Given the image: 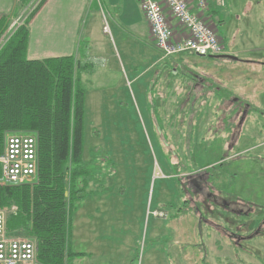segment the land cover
<instances>
[{
  "label": "rangeland",
  "instance_id": "obj_1",
  "mask_svg": "<svg viewBox=\"0 0 264 264\" xmlns=\"http://www.w3.org/2000/svg\"><path fill=\"white\" fill-rule=\"evenodd\" d=\"M220 14L224 44L235 36L247 48L239 58L257 63L193 56L197 72L231 92L202 100H223L216 109L222 114L204 104L193 118L160 97L164 84L151 70L156 47L130 43L126 59L108 22L105 35L101 30L116 66L95 60V70L78 86L84 91L82 159L93 150L105 161L102 174L95 172L100 184L69 210L70 250L84 253L85 264H264V41L245 39L252 31L264 38V0H224ZM202 173L222 205L187 197L185 181ZM240 209V215L231 211ZM1 211L5 218L11 214ZM17 231L8 234L28 239ZM234 234L241 236L238 244Z\"/></svg>",
  "mask_w": 264,
  "mask_h": 264
},
{
  "label": "trees",
  "instance_id": "obj_2",
  "mask_svg": "<svg viewBox=\"0 0 264 264\" xmlns=\"http://www.w3.org/2000/svg\"><path fill=\"white\" fill-rule=\"evenodd\" d=\"M20 1L25 5L30 0ZM44 1L0 45V155L8 132L31 133L38 141L34 182L0 186V210H11L7 234L24 233L35 245L38 264H68L74 255L69 247L70 205L85 197L90 184H100L95 172L100 174L105 160L93 155L82 159L84 91L78 86L82 68L76 60L26 59V23Z\"/></svg>",
  "mask_w": 264,
  "mask_h": 264
},
{
  "label": "crops",
  "instance_id": "obj_3",
  "mask_svg": "<svg viewBox=\"0 0 264 264\" xmlns=\"http://www.w3.org/2000/svg\"><path fill=\"white\" fill-rule=\"evenodd\" d=\"M210 8L211 11L207 18L211 17L217 20L214 27L224 44L225 40L220 29L224 25L220 14L221 8L215 4H212ZM27 13V5L22 4L20 0H0V43L12 20L20 15L26 17ZM170 21L175 31H181L173 19ZM107 22L112 32V41L115 42L116 40L120 44L126 59L130 55L127 50L130 43L137 44L140 47L148 42L155 48L150 37L148 24L143 18L137 0H45L26 23L28 33L26 59L40 61L71 56L78 63V67L82 68L79 71L78 80L84 77V73H88L87 77L95 70V60H98V63L104 62L105 64V59H108L116 66L117 57L114 55V50L108 48L106 40L103 43L101 39V30L102 35L106 34L103 32V26H106ZM229 33L230 31L227 35L231 38ZM250 35L249 38H245L249 42H253V39H258V43L264 41L262 35L256 36L253 31L250 32ZM237 40L238 38L232 36L231 43L224 44L225 55L234 56L237 60H223L230 63L256 64L257 61L255 63L251 60L239 58L241 54L247 52V48L244 44L239 46ZM156 51L159 55L153 56L154 63L152 67L155 69L151 70L154 72L153 77L158 75L162 78L158 83L164 84V93L160 97L164 99L166 107L176 105L177 108L181 109V112H185L186 116L193 118L196 113L201 114L200 109L204 107L205 102H210V94L219 98L217 94H220V92L231 93L229 85L228 87L223 85L220 88L211 78L206 76V73L202 74L196 71L195 64H193L195 59L192 58L195 55L182 53L164 58L158 50ZM117 56L120 58L119 54ZM186 62H189V64H186ZM98 63L97 67L105 70L106 75L111 73L107 66H99ZM131 75L132 82L136 83L138 75L135 72ZM191 75H195V78ZM225 75L230 76L228 72H225ZM86 79H84V82H87ZM154 81L155 79L151 83L153 84ZM217 101L223 103V100L217 99ZM236 101L233 102L234 104L228 103V106L235 105ZM221 104H205V107L210 105L215 114H218V112L222 114L221 111L216 113L217 107ZM222 111L224 112V110ZM168 115L175 116V114ZM170 121H173V118ZM89 159L90 157L86 161H89ZM92 186L90 184L89 189ZM70 252L74 255L70 258L68 264H85L83 261L84 253L72 252L71 250Z\"/></svg>",
  "mask_w": 264,
  "mask_h": 264
},
{
  "label": "built area",
  "instance_id": "obj_4",
  "mask_svg": "<svg viewBox=\"0 0 264 264\" xmlns=\"http://www.w3.org/2000/svg\"><path fill=\"white\" fill-rule=\"evenodd\" d=\"M43 0H30L26 17L12 20L5 34L9 37L23 26L31 12ZM154 46L162 57L189 53L198 57L225 55L222 39L209 16L211 5L224 6V0H137ZM31 7V8H29ZM175 21L181 31H175ZM107 32V26H103ZM0 155V186H21L34 182L38 170V141L31 133L4 135ZM5 214L0 210V264H38L32 241L7 234Z\"/></svg>",
  "mask_w": 264,
  "mask_h": 264
},
{
  "label": "flooded vegetation",
  "instance_id": "obj_5",
  "mask_svg": "<svg viewBox=\"0 0 264 264\" xmlns=\"http://www.w3.org/2000/svg\"><path fill=\"white\" fill-rule=\"evenodd\" d=\"M244 108H245V106H242V112H244ZM237 125H238V123H237ZM92 155H93V150H91V156H90L89 160H91L93 158ZM209 178L210 177H208L205 173H202L198 176L197 180H193V179L188 180L187 179V181H185V182H188V183L186 185H184L185 190H186V195L188 198H190V196H192V195H193V197H194V195L199 196V197L201 196V197H203L204 200L206 198L208 200H210L209 201L210 203H213V204L215 203L217 205L219 203L220 205H222V202H220L221 199L215 195L214 191L212 190L211 186L209 185V182H210ZM180 182H182V181H180ZM208 200H205V201H208ZM188 201L190 203H192V201H190V200H188ZM194 208L197 211L199 210L198 207L196 206V204L194 205ZM231 211L234 212V214H239V215L244 213V211L242 209H240L239 212H236V210H231ZM201 220H203L202 217H200V221ZM260 227L262 228V226H259V228ZM262 232H263V228L261 229L260 233H262ZM260 233H259V231H257L254 234H260ZM231 237L234 239L238 237L235 240L236 244H238L240 242L241 236H239V234L231 235ZM244 238H246V237H244Z\"/></svg>",
  "mask_w": 264,
  "mask_h": 264
},
{
  "label": "water",
  "instance_id": "obj_6",
  "mask_svg": "<svg viewBox=\"0 0 264 264\" xmlns=\"http://www.w3.org/2000/svg\"><path fill=\"white\" fill-rule=\"evenodd\" d=\"M214 59H227V60H232V61H236L237 58L231 55H220V56H211ZM65 196H67V193L65 194Z\"/></svg>",
  "mask_w": 264,
  "mask_h": 264
}]
</instances>
